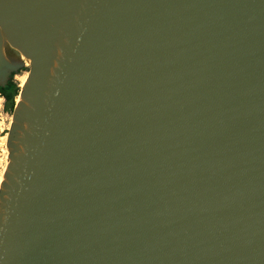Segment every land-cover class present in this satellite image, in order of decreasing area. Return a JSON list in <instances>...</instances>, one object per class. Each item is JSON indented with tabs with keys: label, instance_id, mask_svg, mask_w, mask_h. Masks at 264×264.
Here are the masks:
<instances>
[{
	"label": "water",
	"instance_id": "95a60500",
	"mask_svg": "<svg viewBox=\"0 0 264 264\" xmlns=\"http://www.w3.org/2000/svg\"><path fill=\"white\" fill-rule=\"evenodd\" d=\"M26 67L0 264H264V0H0Z\"/></svg>",
	"mask_w": 264,
	"mask_h": 264
},
{
	"label": "rangeland",
	"instance_id": "374dc122",
	"mask_svg": "<svg viewBox=\"0 0 264 264\" xmlns=\"http://www.w3.org/2000/svg\"><path fill=\"white\" fill-rule=\"evenodd\" d=\"M27 76H28V67H26L23 71H20L18 75L16 76V78H13V83L16 85L19 84L20 88H22L21 87L23 86L21 85L22 81L25 78H27ZM12 112L13 111L10 110L9 115L8 116L4 115V117L2 118V121H0V126H2L4 129V132L1 134L2 139L0 140L1 148H2V150L0 151V180L1 178H3L2 176H4V173L8 165L9 150L7 146V141H8L9 130L12 124Z\"/></svg>",
	"mask_w": 264,
	"mask_h": 264
},
{
	"label": "trees",
	"instance_id": "16d2710c",
	"mask_svg": "<svg viewBox=\"0 0 264 264\" xmlns=\"http://www.w3.org/2000/svg\"><path fill=\"white\" fill-rule=\"evenodd\" d=\"M0 91L4 94L7 99L6 108L8 110L13 111L15 105V98L19 94V88L13 83L10 84L6 88H1Z\"/></svg>",
	"mask_w": 264,
	"mask_h": 264
},
{
	"label": "built area",
	"instance_id": "2783aa9c",
	"mask_svg": "<svg viewBox=\"0 0 264 264\" xmlns=\"http://www.w3.org/2000/svg\"><path fill=\"white\" fill-rule=\"evenodd\" d=\"M16 85V84H15ZM18 88H20V85L19 84H17L16 85ZM20 92H21V88H20V90H19V94H18V96H16V98H15V105L18 103V101H19V99H20ZM15 105H14V107H15ZM9 112H10V110H8L7 108H6V99H5V96H4V94H2V92H0V121H2V118L4 117V115L5 116H8L9 115ZM4 132V129H3V127L2 126H0V140L2 139V136H1V134ZM0 149H2L1 148V142H0Z\"/></svg>",
	"mask_w": 264,
	"mask_h": 264
},
{
	"label": "bare ground",
	"instance_id": "6f19581e",
	"mask_svg": "<svg viewBox=\"0 0 264 264\" xmlns=\"http://www.w3.org/2000/svg\"><path fill=\"white\" fill-rule=\"evenodd\" d=\"M21 59L25 61L26 66H29V60H28V59H26V58H24V57H21ZM26 79H27V78H25V79L22 81V84H21V85L24 86ZM23 86H21V87H23ZM2 177H3V176H2ZM2 180H3V178H1L0 183L2 182Z\"/></svg>",
	"mask_w": 264,
	"mask_h": 264
},
{
	"label": "flooded vegetation",
	"instance_id": "af4514ba",
	"mask_svg": "<svg viewBox=\"0 0 264 264\" xmlns=\"http://www.w3.org/2000/svg\"><path fill=\"white\" fill-rule=\"evenodd\" d=\"M19 73V72H18ZM18 73H14L13 75H12V77H11V80H10V82H13V78H16V76L18 75ZM10 82H9V84H10ZM8 84V85H9ZM1 88H3V87H1ZM6 88V87H5ZM1 92V91H0ZM3 94V93H2ZM5 99H6V97H5ZM6 102H7V99H6ZM2 149H0V151H1Z\"/></svg>",
	"mask_w": 264,
	"mask_h": 264
}]
</instances>
